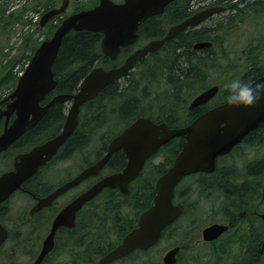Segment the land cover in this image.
Masks as SVG:
<instances>
[{"label":"flooded vegetation","instance_id":"obj_1","mask_svg":"<svg viewBox=\"0 0 264 264\" xmlns=\"http://www.w3.org/2000/svg\"><path fill=\"white\" fill-rule=\"evenodd\" d=\"M65 1L68 3L67 8L59 16L60 19H64L73 14L71 11L69 13L67 12L70 0H55L53 7L58 8ZM122 1L119 0L116 3H121ZM197 1L199 2V6L195 5L193 0H190V12H194L195 14L202 12V10L204 11L206 8L208 9L209 6L206 7L204 1ZM113 2L115 1L113 0ZM212 2L214 5L211 6L218 8V13L208 17L201 24L190 26L184 31H193L206 24L209 27L211 25L210 28L213 30V33L221 36V28L227 26L230 29L226 35H231V38H240L234 34H237V32L230 31L234 25L239 28L241 24L248 22L249 27L253 31L248 32L249 35L246 41L243 40V42H246V48L241 49V52H244L243 59L248 56L247 65L231 61L227 67L215 66L213 69L214 71H223L229 75L228 78H231V80L241 78L247 70L252 68V65L256 62L259 64L261 61L260 58L264 57V0H213ZM172 26L167 28L165 34L168 33ZM180 33L168 39L166 42H170ZM146 42L138 45H135V43L134 47L136 49L141 48ZM235 46H237L236 43ZM202 49L195 50L199 51ZM231 52L235 53L233 56L238 57L240 50ZM105 57L107 59L104 60L106 65L102 67L112 68L117 66L112 63L117 58L110 60L107 56ZM262 74L255 75L248 81L253 82ZM220 91L221 87L218 86L216 95ZM47 96L40 101V106L43 107L51 101L52 96ZM215 98H211L204 105L191 109L188 108L189 103L182 107H176V110L172 112L171 116L166 118L167 122H155L149 116H139L136 119L146 117L155 124H165L169 129L185 128L210 108L225 102V99L218 102ZM0 100L2 102V99ZM177 110H182L183 114L177 115L175 113ZM4 113H6V110L4 109V103H2L0 104V135L16 118L14 112L9 115ZM41 119L33 127L26 129L14 141L8 144L4 150L0 151V178L5 174L15 171V164L20 162L19 156L29 153L35 147L42 145L58 134L54 136L49 135L45 138L47 134H44L41 130H34ZM128 125L124 126V128ZM260 125H262L261 128H259ZM263 130L264 123L259 124L254 130L249 131L237 144L231 147L229 151L216 156L213 166L209 171H197L184 175L175 185L172 194L173 205L180 209L178 218L160 232L158 240L151 247L147 249H133L128 254L116 258L107 264L159 263L166 252L177 249L174 263L176 264L183 250H193L202 244L212 245V256L214 259V263L212 264H248V256L251 255L248 247L254 245L256 238L260 237L258 233L259 229L264 231V224L260 219V214L263 212H260L258 209L264 203V199H261V188L264 183V176L257 182V186H259L257 194L259 203L254 206H249L250 209L248 208V195L242 204L238 206L228 205L225 202L224 195L221 192H215L210 187L212 181H216L218 178V173L225 174L229 169H233L234 167L246 168L248 170V165L264 162V156H261L259 159L253 158V160L249 161V164L248 160H245L238 166L233 164L236 157L241 156L243 153H247L248 155V144L259 142V139L263 137ZM253 131H255V134L248 137V134ZM182 140V137H174L158 147L155 153L146 158L136 177L128 183L126 193H120L118 187L104 188L94 198L85 202L69 221L71 226H58L53 232L51 242L46 243L53 222L63 208L101 178L123 171L127 164V158L123 150L119 149L111 154L102 169L103 171L108 169L107 173L102 176H99V173L97 176L86 178L76 186L52 198L47 205H42V201L50 197L58 187L72 180L84 168L90 165L89 163H85V165L79 164L80 166L76 170V173L72 174L66 180L60 181V161L63 159L62 151L65 147L64 143L49 160L39 166L30 177L24 180L18 188L13 190L7 198L0 202V264H98L102 257L115 249L123 241L124 237L137 227L138 218L141 213L152 205L156 193L155 183L171 167L180 150ZM171 142L179 144V149L174 157H168L167 152L163 150V147ZM106 150L107 146L104 153ZM115 153L120 154L122 162L111 165L110 160ZM65 174L70 175L69 171ZM243 183L248 186V180L241 182V184ZM222 185L224 186L225 183ZM78 188L80 190L74 194H70L71 191H75ZM145 188L150 191V199L146 207L140 211L134 207L136 204L134 199ZM62 197H66L63 202L61 201ZM99 198V202L95 203ZM199 206L200 210H198ZM209 217H212L211 220L207 221L199 232H196L203 224L204 219H208ZM215 224L227 226V229L214 241L204 242L202 240V231L206 227ZM94 227L101 229L102 234L107 232L106 236H104L106 238L103 237L101 240H94L97 235ZM190 228L194 230L190 232ZM181 229L186 233L185 238L192 237L193 242L191 244L185 243V245H180L171 243L175 235H178L180 240L184 239L180 233L182 231ZM81 233H84L85 236H79ZM163 237L167 238L170 242L166 247L165 253L157 258L158 256L155 257V254H152L151 251L155 249ZM261 242V240L257 239L256 246L262 245ZM254 260L258 259L254 258Z\"/></svg>","mask_w":264,"mask_h":264},{"label":"water","instance_id":"obj_2","mask_svg":"<svg viewBox=\"0 0 264 264\" xmlns=\"http://www.w3.org/2000/svg\"><path fill=\"white\" fill-rule=\"evenodd\" d=\"M174 0H123L116 4L110 0H98V5L64 19L56 28L51 38L43 41L35 50L23 75L17 80L15 89L0 104L4 103L6 115L15 112L16 119L0 136V151L18 137L26 128L33 127L57 103L71 102L60 133L35 147L28 154L19 156L15 171L0 178V202L20 184L30 177L35 170L49 160L57 149L72 135L77 126L79 107L94 98L104 87L127 75L134 62L154 52L168 39L196 25L208 16L218 12L209 9L182 23L171 27L161 40L150 41L142 48L129 55L117 68L104 70L92 69L80 82L78 90L72 94L57 95L46 106L40 101L56 86L52 66L56 59L63 37L70 31H88L102 34L100 50L109 59L116 58L121 47L133 44L137 38V27L149 17L159 15L165 6ZM67 6L65 1L60 8L45 13L40 26H44L52 17L60 15ZM200 43L195 48L207 46ZM264 83V74L253 82ZM217 91L213 86L199 94L190 104V109L206 103ZM264 123V99L252 108H229L225 103L205 112L190 126L180 130H170L164 124H154L147 118H139L125 128L109 143L106 154L93 165L83 170L70 182L56 189L50 197L42 201L47 205L55 196L77 185L83 179L95 176L107 163L115 151L123 150L127 164L121 173L103 178L89 190L66 206L53 222L46 243L51 242L53 232L58 226H71L69 221L74 213L87 201L104 188L118 187L120 193L127 192L128 183L136 177L144 160L156 152L157 148L176 136H184L181 151L175 157L169 170L157 179L153 204L138 218L137 227L131 230L120 245L102 257L98 264H107L128 254L131 250L146 249L156 242L163 228L180 215V209L173 206L171 199L173 188L182 176L197 171H209L214 159L219 154L230 150L249 131ZM264 198V184L262 186ZM41 205V206H42ZM264 222V214L261 215ZM226 227L212 225L203 230L205 241L214 240ZM177 249L169 251L163 257V264H174ZM161 264V263H160Z\"/></svg>","mask_w":264,"mask_h":264},{"label":"trees","instance_id":"obj_3","mask_svg":"<svg viewBox=\"0 0 264 264\" xmlns=\"http://www.w3.org/2000/svg\"><path fill=\"white\" fill-rule=\"evenodd\" d=\"M189 2L190 0H175L164 8L161 15L150 17L144 21L137 28L138 38L136 45L145 41L160 39L168 27L192 15V12L189 10ZM54 3L55 0L51 3L50 0H47L46 6L53 7ZM86 8L89 7H82L75 11ZM23 12L24 9L18 14L10 16L8 20L3 21L0 25V33L3 35L7 33V28L19 22L21 13ZM54 28L50 27L47 37H50ZM234 34L236 35V33ZM101 37L102 35L99 33L87 31H70L63 37L52 66L53 77L57 85L48 96L74 92L80 80L95 64L106 65L104 61L106 57L101 53L99 48ZM229 38H231V35H223L221 33V36H219L213 33V30L206 25L193 31H183L170 42H166L157 52L137 59L134 69L125 78L104 87L96 98L82 107L80 114L83 113L84 120L82 121L79 115L78 127L65 141L62 154H67L73 149H78L82 145L84 146L103 129L120 124L126 126L139 116H149L155 122L166 121V118L171 116L176 107L188 104L193 96L199 93L201 89L198 90L196 84L198 85L200 81L206 83L209 73H215L216 77L224 73L223 71H214L213 69L215 66H229L228 63H215L217 61L216 56L224 59L235 55L231 51H236V48H227ZM200 42H208L212 46L199 51L194 50L193 46ZM5 45L6 42L0 46V66L5 73L0 79V86L13 82L11 69L22 58L21 54L13 56L2 65V60L6 58V55L3 53ZM30 45V39H24L21 53L25 47H29ZM224 45H226V49ZM215 46L217 48L212 49ZM133 48L132 46L122 48L117 59L112 63L115 65L121 64L131 54ZM241 56L243 57L244 55ZM214 59H216L215 62ZM260 60L262 61V58ZM246 62H248V58L243 63ZM142 64H148L147 71L136 74L135 71ZM263 72L264 66L255 63L240 79L248 81L255 75L258 76ZM161 82L168 84L171 93L159 96L157 95L158 93L154 92L155 89L160 88ZM192 89L194 91L189 96ZM226 94L225 91L222 95L223 99ZM218 102L221 101L219 100ZM64 121L65 106L63 104H56L47 111L34 130H41L44 134H47L45 138L49 135L54 136L60 132ZM261 127L262 125L259 128ZM254 132L248 134V137L253 136ZM110 139L107 135L104 140L105 143L96 152L95 159H98L104 153L108 144L107 141ZM178 149L179 144L176 142H171L163 147L168 157H174ZM238 160L241 161V158H238ZM121 162L122 157L119 153H115L111 157V165L120 164ZM218 175L216 181H212L210 188L215 192H221L228 205L238 206L242 204L247 195L248 208L259 203L257 199L259 187L257 186V182L264 176V162L250 164L248 165V170L246 168L234 167L233 169H229L227 173H218ZM244 177L252 179L248 181V186L245 183L241 184L242 180H245L241 178ZM223 183H225L224 186L222 185ZM149 199L150 191L145 188L134 199L136 202L134 207L142 211ZM260 207H258L259 211L264 212V210H260ZM99 239L101 240V238ZM257 239L261 240L262 236L256 238L254 245H251L252 247H248V251L251 253L248 261L255 257L258 259V264H264V247L262 248L261 245L256 246Z\"/></svg>","mask_w":264,"mask_h":264},{"label":"rangeland","instance_id":"obj_4","mask_svg":"<svg viewBox=\"0 0 264 264\" xmlns=\"http://www.w3.org/2000/svg\"><path fill=\"white\" fill-rule=\"evenodd\" d=\"M39 0H0V25L3 23V21L8 20V18L12 15H16L18 14L21 10L24 9V15H26L25 17L20 18L19 22H16L12 25H10V27L7 28L6 31H8L7 33H5L4 35L2 33H0V46L6 42V45H12L15 40H13L14 38H18L23 34L29 35L28 39H30L31 45L29 47H25L24 50L28 51V55L30 53H32V49H34L40 41L47 39L49 37H47V33L50 30L51 25H46L44 28L38 29L37 25L34 23V25L32 23H30L28 28H25L26 23L25 21L28 19L29 15L31 17V19H33L34 15H36V13L38 12L39 8ZM113 1V0H112ZM115 2H119V0H114ZM213 0H210L209 2H212ZM20 2V3H19ZM53 2V0H50V3ZM97 2V0H70L69 1V6L67 9V12L69 13L70 11L72 12L75 9H80L82 7H91L93 6L95 3ZM23 5L26 6V8H23ZM57 22H59V19L57 20ZM252 22H254V20H252ZM206 26V24H205ZM255 26V25H254ZM211 27V25H210ZM249 30V31H248ZM253 31V29L251 30V28L248 25V22L243 23L239 26V28L234 25L233 29L230 32H237V36H239L240 38H236V37H232L229 38V42H228V46L227 48L230 47H234L237 50H240L239 56H232V57H226V58H221V57H215L217 59H214L215 63H219V64H223V63H228L231 61H235L238 62L239 64L243 63L245 61V59H247L248 57L244 58L241 55H244V52H241L242 48H246V38L249 35L248 32ZM31 32V34H29ZM229 32V28L224 26L221 28V33H223V35L227 34ZM244 33V34H243ZM6 36L7 37V41H6ZM237 40V41H236ZM236 41V42H235ZM235 43L237 46H235ZM226 44V43H225ZM225 49H226V45ZM217 48V46L213 47L212 49ZM22 51V48H21ZM21 51L19 52V54H22ZM248 53V51H247ZM228 55H230V53H228ZM245 65H247V63H244ZM256 64H258L256 62ZM3 65V64H2ZM260 66H264V57H262V61H260L259 63ZM22 66V63L19 62L18 63V67L20 68ZM148 64H142L136 71L135 73H141L142 71L146 72L147 71V67ZM149 70V69H148ZM12 71V70H11ZM4 70L1 69L0 66V79L4 76ZM135 74V76H136ZM11 75L13 77V82H10L4 86H0V97H2V95L6 94L8 91H11V88L14 87L16 80H15V70L11 72ZM208 80L205 82H201L196 86L198 87V90H200L199 92H201L204 89H207L210 86L213 85H219L221 87L220 93L216 96L215 100L219 101V100H224L222 97L223 93L225 92V88L224 85L229 82L231 80V78H228L229 75L225 74V73H221L220 75H218L217 77L215 76V73L211 72L208 74ZM138 77V75H137ZM217 79V80H216ZM204 87V88H203ZM197 91V90H196ZM156 93H158L157 95L161 96L162 94H168L171 93V89H169L168 84H163L161 82L160 84V88L159 89H155ZM193 93V89L190 92L191 96ZM195 96V95H194ZM193 96V97H194ZM177 115H181L183 114L182 110H177L175 112ZM108 116V115H107ZM80 118L83 121L84 116L83 113L80 114ZM108 118V117H107ZM124 126L120 125H115L114 127L111 128H107V129H103L102 131L99 132V134L95 137L92 138V140L88 141L84 146L82 145L80 148L78 149H73L71 151H69L66 155H63V159L60 161V181H64L66 180L68 177L72 176V174L76 173V170L79 169V164L83 165L84 163H91L92 161L95 160V155L96 152H98L99 149H101V147L103 146V144L105 143L104 140L107 137V135L111 138L114 135H116ZM112 129V130H111ZM263 132V137H261L259 139V142H253V143H249L248 144V155L247 153H243L241 156L236 157L233 161V164L238 166L239 164H242L245 160H248V164L250 163V160L254 159H259L262 156H264V130ZM109 141V140H108ZM107 141V143H108ZM258 143H261L258 145ZM256 144V145H255ZM258 151V152H257ZM255 152V153H254ZM238 158H241V161L238 160ZM241 162V163H240ZM69 171L70 175H66L65 173ZM108 172V169L104 170L101 175L105 174ZM241 179H245V180H252V179H248V178H241ZM242 180V181H245ZM78 190H80V188L76 189L75 191H71L70 194H74L76 193ZM66 199V197H62L61 201L63 202ZM100 198L95 202H99ZM200 210V206L199 209ZM260 210H264V203L261 205ZM212 217H209L208 219H204L203 224L200 226V228L196 231L199 232L201 228H203L205 226V224L207 223V221H210ZM96 229V237L94 238V240H98L99 238H103L104 236H106L107 232L102 234V230L101 229H97L96 227H94ZM182 230V229H181ZM194 229L190 228V232H192ZM262 229H259V236L262 235L263 231ZM195 232V233H196ZM181 235L184 239L180 240L178 235H175L174 239L171 241V243H175V244H180V245H185L186 244H191L193 242L192 237L191 238H185V231L182 230ZM79 236L84 237L85 234L81 233L79 234ZM106 238V237H104ZM93 241V240H92ZM86 242H88V240H86ZM170 241L163 237L160 241V243H158L155 247V249L152 252V254H155V257L159 258L163 253H165L166 247L168 245ZM172 243V244H173ZM212 245H199L197 246L195 249H185L181 252V255L178 258V261L176 264H212L214 263V259L212 256ZM248 257H251L250 255ZM249 264H258V262H256V260L251 259L248 261Z\"/></svg>","mask_w":264,"mask_h":264},{"label":"clouds","instance_id":"obj_5","mask_svg":"<svg viewBox=\"0 0 264 264\" xmlns=\"http://www.w3.org/2000/svg\"><path fill=\"white\" fill-rule=\"evenodd\" d=\"M225 104L229 108L248 109L264 99V83L245 81L240 78L230 80L224 85Z\"/></svg>","mask_w":264,"mask_h":264},{"label":"bare ground","instance_id":"obj_6","mask_svg":"<svg viewBox=\"0 0 264 264\" xmlns=\"http://www.w3.org/2000/svg\"><path fill=\"white\" fill-rule=\"evenodd\" d=\"M20 3V2H19ZM238 15V14H237ZM256 49V48H255ZM261 49V48H260ZM254 51V50H253ZM259 55V54H258ZM188 66V65H187ZM192 73V72H191ZM197 75V74H196ZM198 79V78H197ZM196 82V81H195ZM204 88V87H203ZM194 91V90H193ZM222 91V90H221ZM225 93V92H224ZM85 135H86V133H84ZM261 144V143H260ZM256 145V144H255ZM258 152V151H257ZM255 153V152H254ZM262 156V155H261ZM121 167V166H120ZM222 167V166H221ZM155 169V168H154ZM160 169V168H159ZM162 174V173H161ZM146 194V193H145ZM216 195V194H215ZM110 200H111V198H110ZM244 201V200H243ZM191 203V202H190ZM116 205H117V203H116ZM214 209V208H213ZM186 216V215H185ZM186 219V218H185ZM246 222V221H245ZM177 224V223H176ZM179 224V223H178ZM112 228V227H111ZM167 229H169V228H167ZM175 229V228H174ZM170 231V230H169ZM172 231V230H171ZM169 233H171V232H169ZM257 242V241H256ZM257 254V253H256ZM255 258V257H254ZM263 258V257H262ZM258 260H256V262H257Z\"/></svg>","mask_w":264,"mask_h":264}]
</instances>
